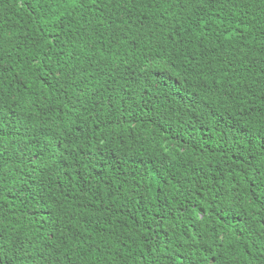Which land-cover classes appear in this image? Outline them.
<instances>
[{
  "label": "trees",
  "instance_id": "1",
  "mask_svg": "<svg viewBox=\"0 0 264 264\" xmlns=\"http://www.w3.org/2000/svg\"><path fill=\"white\" fill-rule=\"evenodd\" d=\"M0 264H264V0H0Z\"/></svg>",
  "mask_w": 264,
  "mask_h": 264
}]
</instances>
